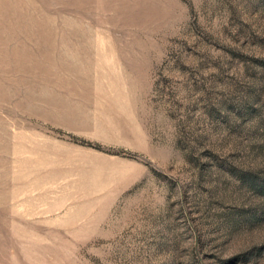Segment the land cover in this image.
<instances>
[{"label":"rangeland","instance_id":"obj_1","mask_svg":"<svg viewBox=\"0 0 264 264\" xmlns=\"http://www.w3.org/2000/svg\"><path fill=\"white\" fill-rule=\"evenodd\" d=\"M0 264H264V0H0Z\"/></svg>","mask_w":264,"mask_h":264}]
</instances>
